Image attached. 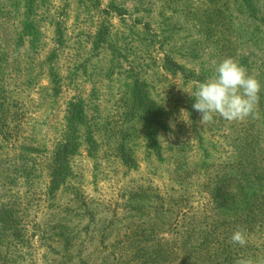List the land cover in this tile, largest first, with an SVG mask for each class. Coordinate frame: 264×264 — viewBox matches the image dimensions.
Listing matches in <instances>:
<instances>
[{
	"label": "rangeland",
	"instance_id": "rangeland-1",
	"mask_svg": "<svg viewBox=\"0 0 264 264\" xmlns=\"http://www.w3.org/2000/svg\"><path fill=\"white\" fill-rule=\"evenodd\" d=\"M227 56L264 85V0H0V264L264 259V87L182 89Z\"/></svg>",
	"mask_w": 264,
	"mask_h": 264
},
{
	"label": "clouds",
	"instance_id": "clouds-1",
	"mask_svg": "<svg viewBox=\"0 0 264 264\" xmlns=\"http://www.w3.org/2000/svg\"><path fill=\"white\" fill-rule=\"evenodd\" d=\"M262 85L260 79L234 57L227 56L215 65V75L205 79L195 90H185L192 98V107L201 113V123L211 121L219 114L228 121L242 120L257 114ZM186 111L189 116L190 113ZM231 241L241 246L247 242L246 230L236 229ZM238 264H264V259L241 258Z\"/></svg>",
	"mask_w": 264,
	"mask_h": 264
},
{
	"label": "trees",
	"instance_id": "trees-1",
	"mask_svg": "<svg viewBox=\"0 0 264 264\" xmlns=\"http://www.w3.org/2000/svg\"><path fill=\"white\" fill-rule=\"evenodd\" d=\"M60 154H63V152L61 151V152H59Z\"/></svg>",
	"mask_w": 264,
	"mask_h": 264
}]
</instances>
